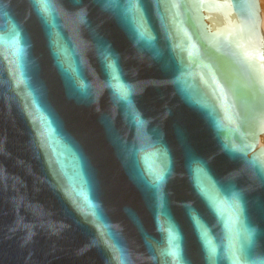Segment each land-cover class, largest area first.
Here are the masks:
<instances>
[{
    "label": "water",
    "instance_id": "95a60500",
    "mask_svg": "<svg viewBox=\"0 0 264 264\" xmlns=\"http://www.w3.org/2000/svg\"><path fill=\"white\" fill-rule=\"evenodd\" d=\"M261 0H0V264H264Z\"/></svg>",
    "mask_w": 264,
    "mask_h": 264
},
{
    "label": "bare ground",
    "instance_id": "6f19581e",
    "mask_svg": "<svg viewBox=\"0 0 264 264\" xmlns=\"http://www.w3.org/2000/svg\"><path fill=\"white\" fill-rule=\"evenodd\" d=\"M261 4H262V9H263V30H264V0H261ZM261 149H264V133L262 135Z\"/></svg>",
    "mask_w": 264,
    "mask_h": 264
}]
</instances>
